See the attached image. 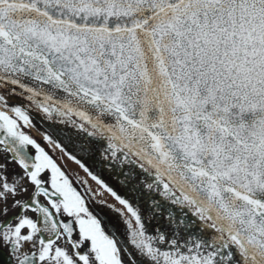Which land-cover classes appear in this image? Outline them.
Returning a JSON list of instances; mask_svg holds the SVG:
<instances>
[{
    "label": "snow or ice",
    "instance_id": "obj_1",
    "mask_svg": "<svg viewBox=\"0 0 264 264\" xmlns=\"http://www.w3.org/2000/svg\"><path fill=\"white\" fill-rule=\"evenodd\" d=\"M0 264H264V0H0Z\"/></svg>",
    "mask_w": 264,
    "mask_h": 264
},
{
    "label": "flooded vegetation",
    "instance_id": "obj_2",
    "mask_svg": "<svg viewBox=\"0 0 264 264\" xmlns=\"http://www.w3.org/2000/svg\"><path fill=\"white\" fill-rule=\"evenodd\" d=\"M37 136H39V134L35 133ZM67 169L69 171V173H72L74 171H77V167L75 164L71 163L70 161L67 163ZM81 176H84L83 172H80ZM75 178V177H73ZM89 183L92 184V187L95 189L97 186L91 181L89 180ZM97 199H103L105 201H107L108 203H112V199L107 195V194H103V196L97 197Z\"/></svg>",
    "mask_w": 264,
    "mask_h": 264
},
{
    "label": "water",
    "instance_id": "obj_3",
    "mask_svg": "<svg viewBox=\"0 0 264 264\" xmlns=\"http://www.w3.org/2000/svg\"><path fill=\"white\" fill-rule=\"evenodd\" d=\"M35 131V130H34ZM37 134H39V133H37ZM107 194V193H106ZM108 195V194H107ZM109 197H110V195H108ZM111 198V197H110ZM112 199V198H111Z\"/></svg>",
    "mask_w": 264,
    "mask_h": 264
}]
</instances>
